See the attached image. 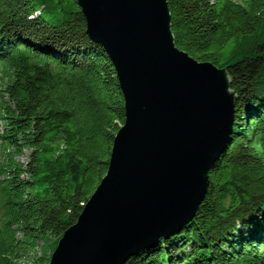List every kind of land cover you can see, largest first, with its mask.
<instances>
[{
  "label": "trees",
  "instance_id": "16d2710c",
  "mask_svg": "<svg viewBox=\"0 0 264 264\" xmlns=\"http://www.w3.org/2000/svg\"><path fill=\"white\" fill-rule=\"evenodd\" d=\"M167 1L176 45L226 68L235 123L193 219L125 264H264V0ZM124 122L77 0H0V264H49Z\"/></svg>",
  "mask_w": 264,
  "mask_h": 264
},
{
  "label": "water",
  "instance_id": "95a60500",
  "mask_svg": "<svg viewBox=\"0 0 264 264\" xmlns=\"http://www.w3.org/2000/svg\"><path fill=\"white\" fill-rule=\"evenodd\" d=\"M125 100L109 167L49 264H125L196 215L231 140L227 70L179 48L167 0H77Z\"/></svg>",
  "mask_w": 264,
  "mask_h": 264
},
{
  "label": "rangeland",
  "instance_id": "374dc122",
  "mask_svg": "<svg viewBox=\"0 0 264 264\" xmlns=\"http://www.w3.org/2000/svg\"><path fill=\"white\" fill-rule=\"evenodd\" d=\"M58 243V242H57ZM57 246V245H56ZM42 247H43V243H40L39 247L37 248L38 252H42ZM56 248V247H55ZM55 250V249H54ZM54 250H49L50 251V255H52L51 253H53ZM49 253V252H48ZM51 258V257H50Z\"/></svg>",
  "mask_w": 264,
  "mask_h": 264
}]
</instances>
